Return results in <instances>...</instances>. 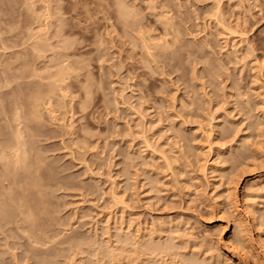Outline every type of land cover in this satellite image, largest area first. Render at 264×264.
I'll list each match as a JSON object with an SVG mask.
<instances>
[{
    "label": "rangeland",
    "instance_id": "1",
    "mask_svg": "<svg viewBox=\"0 0 264 264\" xmlns=\"http://www.w3.org/2000/svg\"><path fill=\"white\" fill-rule=\"evenodd\" d=\"M0 139V264H264V0H0Z\"/></svg>",
    "mask_w": 264,
    "mask_h": 264
},
{
    "label": "bare ground",
    "instance_id": "2",
    "mask_svg": "<svg viewBox=\"0 0 264 264\" xmlns=\"http://www.w3.org/2000/svg\"><path fill=\"white\" fill-rule=\"evenodd\" d=\"M116 1H117V0H116ZM120 4H122V2H121ZM118 5H119V4H118ZM122 6H123V5H122ZM117 7H118V6H117ZM121 8H122V7H121ZM125 8H126V7H125ZM121 10H122V9H121ZM124 11H125V10H124ZM125 14H126V13L124 12V15H125ZM127 15H128V13H127ZM125 21H126V20H125ZM46 38H47V37H46ZM157 45H158V44H157ZM61 69H63V68H61ZM63 70H64V69H63ZM56 72H57V71H56ZM55 75H56V73H55ZM58 75H59V74H58ZM52 79H53V78H52ZM54 80H55V79H54ZM57 82H58V81H57ZM61 83H62V81H61ZM60 88H61V87H60ZM46 95H47V94H46ZM34 96H35V95H34ZM50 96H51V95H50ZM30 97H33V96H30ZM39 97H40V96H39ZM33 98H34V97H33ZM33 98H32L31 100H33ZM35 98H36V97H35ZM40 98H41V97H40ZM36 99H37V98H36ZM34 100H35V99H34ZM29 101H30V100H29ZM44 101H45V100H44ZM34 102H35V101H34ZM34 102H33V103H34ZM45 102H46V101H45ZM30 104H31V103H30ZM34 105H35V104H34ZM34 105H33V106H34ZM31 108L35 109L34 107H31ZM33 109H32V110H33ZM30 111H31V110H30ZM35 111H36V110H35ZM33 112H34V111H33ZM33 112L31 111V114H32ZM16 114H17V113H16ZM32 115H35V112H34V114H32ZM18 116H19V114H18ZM36 116H37V115H36ZM15 117H16V116H14V118H15ZM17 118H18V117H17ZM17 118H16V119H17ZM20 118H21V117H20ZM41 118H42V117H41ZM35 119H36V118H35ZM14 120H15V119H13V122H14ZM19 120H20V119H19ZM15 121H16V120H15ZM17 122H18V121H17ZM20 122H21V121H20ZM36 122H37V121H36ZM16 125H17V124H16ZM15 127H16V126H15ZM24 127H25V126H24ZM21 128H22V127H21ZM14 129H15V128H14ZM18 129H19V130H18ZM17 130H18V131H17L18 133L16 132L15 135H16V134H17V135H23V134H19V132H21V131H20V127H18ZM26 130H27V129H26ZM23 131H24V130H23ZM24 132H25V131H24ZM21 133H23V132H21ZM24 134H25V133H24ZM17 135H16V136H17ZM16 136H15V137H16ZM15 137H13V139L11 140V141H13V140H14V141L17 140V142L15 143V145L13 144L14 147H13V146H12V148L9 147L10 145H12V142H11V144H9V146H8V145H7V146H8L9 148H11V149H14V153L16 154V157H17L16 162H15V164H16V163L18 162L17 160H19V161L22 162V160H23L24 158H26V157H24V156H25V154H26L25 152H27V150H26L27 148L23 149V147L21 146L22 149L20 150V147H19L20 145H19V141H18L19 139H15ZM18 137H19V136H17V138H18ZM20 138H21V137H20ZM22 140H23V138H22ZM0 141H1V139H0ZM3 141H5V140H3ZM9 141H10V140H9ZM9 141H7V142L9 143ZM7 142H5V143H7ZM21 142H22V141H21ZM0 143H1V142H0ZM2 144H3V142H2ZM27 144H28V143H27ZM27 144H26V145H27ZM5 146H6V145H5ZM7 146H6L5 149H7ZM2 147H4V146H2ZM2 147H0V150L3 149ZM5 149H4V150H5ZM4 150H3V151H4ZM7 150H8V149H7ZM23 150H24V151H23ZM3 151H2L1 154H0V158H1L2 160L5 161V160L8 159L7 156H10V155H9L10 153H9V154L7 153V154H6L7 156H5V153L8 152V151H6V152L4 151V152H5L4 154H3ZM28 151H29V149H28ZM14 153H13V156H15ZM27 153H28V152H27ZM11 154H12V153H11ZM20 155H21V156H20ZM27 156L29 157V155H27ZM6 157H7V159H6ZM11 158H12V157H10V159H11ZM13 158H14V157H13ZM167 158H168V157H167ZM1 159H0V161H2ZM8 161H9V159H8ZM8 161H7V162H8ZM25 161H26V160H25ZM25 161L22 162V163L25 164ZM38 161H39V160H38ZM13 162H14V161H13ZM13 162H12V163H13ZM27 162H28V161H27ZM2 163H4V162H2ZM2 163H1V165H2ZM9 163H10V162H9ZM18 163L21 164L20 162H18ZM18 163H17V165H19ZM29 163H30V162H29ZM32 163H33V162H32ZM32 163H31V165H32ZM34 163H36V162H34ZM7 164H8V163H7ZM38 164H39V163H38ZM10 165H11V163H10ZM26 165L28 166V164H25V166H26ZM36 165H37V164H36ZM39 165H40V164H39ZM3 166H4V168H5L6 165L3 164ZM15 166H16V165H15ZM15 166H14V167H15ZM19 166H20V165H19ZM21 166H22V164H21ZM1 167H2V166H1ZM7 167H9V166H7ZM11 167H12V166H11ZM11 167H10V168H11ZM34 167H35V166H34ZM4 168H3V169H4ZM10 168H9V170H8L9 172H10ZM15 168H16V167H15ZM17 168H19V167H17ZM21 168H22V167H21ZM21 168H19V169H21ZM24 168H26V167H24ZM24 168H23V169H24ZM29 168H30V167H29ZM3 169L1 170V168H0L1 171H3ZM31 169H32V166H31ZM34 169H36V168H34ZM34 169H33V170H34ZM6 170H7V168H5V171H6ZM13 170H14V168H13ZM16 170H17V169H16ZM28 170H29V169H28ZM28 170H27V172L29 173ZM37 170H38V168H37ZM14 171H15V170H14ZM30 171H32V170H30ZM34 171H35V170H34ZM25 172H26V171H25ZM2 173H3V172H2ZM2 173H0V174H2ZM4 173H5V172H4ZM10 173H11V172H10ZM10 173H9V174H10ZM13 173H14V172H13ZM17 173H18V171H17ZM5 174H6V173H5ZM11 174H12V173H11ZM20 174H23V173H20ZM30 174H31V173H30ZM3 175H4V174H3ZM7 175H8V174H7ZM26 175H27V174H26ZM37 175H38V178H37V179L40 181V179H39V174H37ZM0 176H1V175H0ZM4 176H6V175H4ZM11 176H12V175H11ZM13 176H15V174H14ZM19 176H20V175H19ZM30 176H31V175H30ZM22 177H23V176H22ZM22 177H21V179H24V178H22ZM33 177H34V175H33ZM4 178H5V177H4ZM12 178H13V177H12ZM16 178H17V176H16ZM0 179H1V177H0ZM9 179L11 180V178H9ZM25 179L28 180L29 177H28V178L25 177ZM32 179H33V178H32ZM37 179L35 178L36 181H37ZM1 180L4 182L3 179H1ZM18 180H19V179H18ZM13 181H14V183H16V182H15L16 180H13ZM19 181H20V180H19ZM28 181H30V180H28ZM6 182H7V181H6ZM9 182H10V181H9ZM22 182H23V181H22ZM25 182H26V181H25ZM31 182H34V181H31ZM0 183H1V182H0ZM7 183H8V182H7ZM7 183H6V184H7ZM11 183H12V182H11ZM37 183L40 185L39 182H37ZM37 183H36V184H37ZM6 184H5V186H6ZM20 184H21V182H20ZM28 184H30V182H28ZM28 184H27V186H28ZM33 184H35V183H33ZM2 185H3V183H2ZM2 185H0V187H1ZM9 185H10V184H9ZM16 185H19V183H17ZM16 185H15V186H16ZM23 185H24V184H23ZM30 185H32V184H30ZM41 185H42V184H41ZM12 187H13V186H12ZM32 187H33V186H32ZM35 187H36V186H35ZM3 188H5V187H3ZM6 188H7V187H6ZM26 188H27V187H26ZM39 188H40V187H39ZM37 189H38V188H37ZM5 190H6V189H5ZM1 191H3V190H1ZM40 191H41V190H40ZM40 191H39V192H40ZM14 192H16V191H14ZM18 192H19V191H18ZM18 192H16V193H18ZM35 192H36V191H35ZM0 193H4V192H0ZM6 193H7V192H6ZM20 193H21V192H20ZM37 194H38V193H37ZM1 195L4 196V198H5V194H1ZM14 195H15V194H14ZM22 195H23V193H22ZM22 195H21V196L19 195V196H20V197H23ZM17 196H18V194H17ZM20 197H19V198H20ZM1 198H2V197H1ZM6 199H7V197H6ZM6 199H5V201H6ZM20 199H21V198H20ZM22 199H23V198H22ZM24 199H25V197H24ZM15 200H16V199H15ZM17 200H18V199H17ZM17 200H16V202H17ZM26 200H27V199H26ZM29 201H30V200H29ZM41 201H42V200H41ZM2 202L4 203V201H2ZM2 202H1V204H2ZM6 202H8V201H6ZM22 202H23V201L21 200L20 203H22ZM26 202H27V201H26ZM26 202H25V203H26ZM38 202H39V201H38ZM13 203H14V201H13ZM13 203H12V204H13ZM20 203H18V204H20ZM25 203H23V205L20 204V205H22V206H19V205H18L19 208H20V207H23ZM27 203H28V202H27ZM4 204L6 205V203H4ZM15 205H17V204H14V206H15ZM28 205H30V203H29ZM2 206H3V204L1 205V207H2ZM1 207H0V208H1ZM5 207H6V206H5ZM5 207L3 206L1 209H3V208H4V209H3V210L0 209V210H1V211L6 210ZM9 207H12V206H9ZM15 207H17V206H15ZM24 207H25V206H24ZM30 207H31V206H30ZM30 207H29V208H30ZM7 208H8V207H7ZM19 208H17V209L20 211ZM11 209H12V208H11ZM11 209H10V210H11ZM17 209H16V210H17ZM26 209H27V208H26ZM26 209H25V208H24V209L22 208V211L24 210V212H26V211L28 212L29 210H26ZM31 209H32V207L30 208V211H32ZM38 209H39V208H38ZM7 210H8V209H7ZM13 210H14V209H13ZM8 211H9V210H8ZM14 211H15V210H14ZM22 211H20V212H22ZM35 211H36V210H35ZM10 212H11V211H10ZM1 213H2V212H1ZM1 213H0V214H1ZM5 213H6V212H5ZM16 213H18V212L16 211ZM12 214H14V213H12ZM20 214H22V213H20ZM26 214H27L26 216H27L29 219H30V218L32 219V214H33V212H28V213H26ZM4 215H5V214L3 213L2 217H4ZM23 215H24V213H23ZM34 215H35V214H34ZM0 216H1V215H0ZM6 216H7V214H6ZM15 216H16V215H15ZM17 216H18V214H17ZM17 216H16V218H17ZM37 216H38V215H37ZM37 216H36V217H37ZM2 217H1V218H2ZM8 217H11V216H10V213H9V216H8ZM19 217H20V215H19ZM21 217H22V215H21ZM36 217H35V218H36ZM4 219H5V217H4ZM17 219H18V218H17ZM19 219H20V218H19ZM31 219H30V220H31ZM36 219H37V218H36ZM2 220H3V219H2ZM2 220H1V221H2ZM10 220H11V219L9 218V221H10ZM11 221H12V220H11ZM46 221H49V220L47 219ZM15 222H19V221L17 220V221H15ZM15 222H14V223H15ZM6 223H8V222L6 221ZM34 223H35V222H34ZM44 223H45V222H44ZM44 223H43V224H44ZM1 224H2V223H1ZM4 224H5V223H4ZM15 224H16V223H15ZM26 224H27V223H26ZM17 225H18V224H17ZM35 225H36V224H35ZM37 225H38V223H37ZM20 226H22V225H20ZM23 226H24V225H23ZM32 226H34V225H32ZM17 228H18V226H17ZM19 228H20V227H19ZM23 228H24V227H23ZM25 228H26V227H25ZM25 228H24V230H25ZM35 228H36V226H35ZM33 229H34V227L32 228V230H33ZM34 230H35V229H34ZM24 233H25V232H24ZM25 234H26V233H25ZM27 234H28V233H27ZM32 236H33V235H32ZM34 237H35V236H34ZM33 239H34V238H33ZM34 240H36V239H34ZM143 240H144V239H143ZM38 241H39V240H38ZM141 242H142V241H141ZM34 245H35V244H34ZM123 245H124V244H123ZM146 246H147V245H146ZM159 246H160V245H159ZM151 247H152V245H151ZM147 248H148V247H147ZM149 248H150V247H149ZM149 248H148V250H149ZM157 248H158V247H157ZM160 248H161V247H159V249H160ZM151 249H153V248H151ZM136 250H137V249H136ZM163 250H164V249H162V251H163ZM146 251H147V250H146ZM150 251H151V250H150ZM139 253H140V252H139ZM165 253H166V252H165ZM153 255H154V254H153ZM113 256H114V255H113ZM150 259H151V258H150ZM162 259H163V258H162ZM219 261H220V260H219Z\"/></svg>",
    "mask_w": 264,
    "mask_h": 264
}]
</instances>
